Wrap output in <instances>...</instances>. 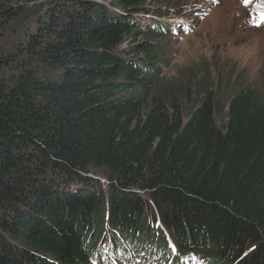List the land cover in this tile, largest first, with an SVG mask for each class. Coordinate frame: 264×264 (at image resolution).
<instances>
[{
  "label": "trees",
  "instance_id": "1",
  "mask_svg": "<svg viewBox=\"0 0 264 264\" xmlns=\"http://www.w3.org/2000/svg\"><path fill=\"white\" fill-rule=\"evenodd\" d=\"M146 1L0 0V264H264V100L162 78Z\"/></svg>",
  "mask_w": 264,
  "mask_h": 264
},
{
  "label": "rangeland",
  "instance_id": "2",
  "mask_svg": "<svg viewBox=\"0 0 264 264\" xmlns=\"http://www.w3.org/2000/svg\"><path fill=\"white\" fill-rule=\"evenodd\" d=\"M251 2H257L261 8L251 23L241 17L249 16V11L239 8V0H147L143 5L145 12L138 10L137 14L129 15L132 21V15H138L141 24L147 25L140 26V37L151 33L157 37L162 78L213 81V88L211 84L208 88L221 104L226 103L234 88L243 86L255 89L264 100V0ZM218 13H224L221 24L215 21ZM154 22L167 24L168 35L148 30ZM128 47L129 44L121 45L115 52L121 53ZM126 53L129 58L139 60L135 49H128ZM221 117L222 113L218 115L219 119ZM139 196L145 199L144 193ZM100 207L96 211H100ZM158 228L159 236H162L160 232L166 233ZM152 229H156L155 224ZM110 234L105 233V241ZM154 248L159 247H148L145 252Z\"/></svg>",
  "mask_w": 264,
  "mask_h": 264
},
{
  "label": "bare ground",
  "instance_id": "3",
  "mask_svg": "<svg viewBox=\"0 0 264 264\" xmlns=\"http://www.w3.org/2000/svg\"><path fill=\"white\" fill-rule=\"evenodd\" d=\"M262 4V3H261ZM239 8L242 9H247L249 11V16L246 15H242L241 17L244 19H247V22L251 23L254 21L255 17L257 16V14L259 13V10H261V8L258 7L257 2H251V3H247V5L245 4V0H239ZM241 11V9H240ZM221 18H224V13H218V17L215 18V21H217L218 23H222ZM170 250L173 252L172 256L175 257L174 255H176V251L175 249L171 246ZM153 253V252H152ZM149 254L147 256H143L138 255L136 257V255H132L129 254L128 256H124L122 259H124V261H121V259L116 260L115 258H113L111 255L105 257V259H102L100 261L97 262V264H156V261H154V256L153 254ZM141 258H145L147 261L143 262ZM170 261H172V259H170ZM171 263V262H170ZM189 264V263H187Z\"/></svg>",
  "mask_w": 264,
  "mask_h": 264
},
{
  "label": "clouds",
  "instance_id": "4",
  "mask_svg": "<svg viewBox=\"0 0 264 264\" xmlns=\"http://www.w3.org/2000/svg\"><path fill=\"white\" fill-rule=\"evenodd\" d=\"M133 17H136V18H133L134 19V22L139 26V28H140V26H147V25H145V24H141V22H140V18L138 17V15L136 16V15H134ZM167 28H168V25L167 24H163V23H159V22H154L151 26H148V30L150 29V30H153L155 33H158V34H160V35H165V36H167L168 35V33H167ZM147 31V30H146ZM171 34V33H170ZM103 184H105L106 182H102ZM155 219V227H156V230H158L159 228L158 227H160V229L161 230H164L161 226H160V222L158 221V219L155 217L154 218ZM152 224H149V229L150 230H152V231H155L154 229H152ZM159 231V230H158ZM165 231V230H164ZM106 233V232H105ZM105 233H104V235H103V238H104V236H105ZM166 236V235H165ZM168 239H170V237H168ZM108 241V240H107ZM107 241H105V242H107ZM167 244V247H169V246H172V244H168V243H166ZM149 246H147L146 248H148ZM123 250H121L120 248H115V249H111V250H109V249H105L104 251L105 252H107V253H109V254H111L112 256H126V251H125V249L123 248V247H121ZM145 248V249H146ZM126 249H129V248H126ZM145 249H139V251H138V253H139V255H143L144 257L145 256H147V255H149V254H151L152 252H154L155 251V249L154 250H151V251H146L145 252ZM197 258H200L201 260H203V259H205V263L204 264H207V259L206 258H201V256H200V254H194V255H192L191 256V260H193V259H197ZM141 259H143L142 261L143 262H146V260H145V258H141ZM142 264H145V263H142ZM160 264V263H159ZM161 264H170V261H169V263H167V262H162Z\"/></svg>",
  "mask_w": 264,
  "mask_h": 264
},
{
  "label": "water",
  "instance_id": "5",
  "mask_svg": "<svg viewBox=\"0 0 264 264\" xmlns=\"http://www.w3.org/2000/svg\"><path fill=\"white\" fill-rule=\"evenodd\" d=\"M80 175H81L82 177H85V178H92V179L97 180V181L107 182L104 178L95 177V176H93V175H91V174H82V173H80Z\"/></svg>",
  "mask_w": 264,
  "mask_h": 264
},
{
  "label": "snow or ice",
  "instance_id": "6",
  "mask_svg": "<svg viewBox=\"0 0 264 264\" xmlns=\"http://www.w3.org/2000/svg\"><path fill=\"white\" fill-rule=\"evenodd\" d=\"M250 0H245V4L247 5V3H249ZM262 19H264V14H262Z\"/></svg>",
  "mask_w": 264,
  "mask_h": 264
}]
</instances>
